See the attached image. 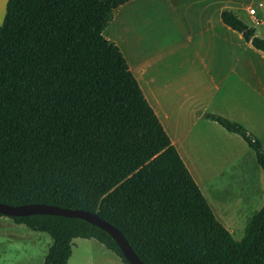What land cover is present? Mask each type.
Here are the masks:
<instances>
[{"label":"trees","instance_id":"16d2710c","mask_svg":"<svg viewBox=\"0 0 264 264\" xmlns=\"http://www.w3.org/2000/svg\"><path fill=\"white\" fill-rule=\"evenodd\" d=\"M130 0H6L0 22V201L95 212L146 264H264V203L234 239L216 218L146 100L118 45L103 35ZM222 22L264 53L233 11ZM239 135L264 171V146ZM0 216H3L0 214ZM52 243L42 264H67L73 240H115L80 218L10 217Z\"/></svg>","mask_w":264,"mask_h":264},{"label":"crops","instance_id":"0c3cea01","mask_svg":"<svg viewBox=\"0 0 264 264\" xmlns=\"http://www.w3.org/2000/svg\"><path fill=\"white\" fill-rule=\"evenodd\" d=\"M130 1L116 8L111 20L115 17L114 13L116 16L126 18V9L129 8ZM258 1V5L261 6V0ZM219 4L216 0H141L136 3L140 12L139 16L150 12L146 11L145 6L153 9L156 7L151 11L158 16L169 9L170 20L164 27V32L166 37H170L168 38L170 41L163 46L157 44L149 46L138 56L136 52L147 46L141 41V47L136 48L133 53L135 58L128 60L122 47L126 44H132L135 47L139 43L138 26L130 29L129 33L126 27L120 42L116 38H111L123 53L146 100L202 194L205 195L207 202V195L210 197L214 211L218 213L214 214L215 216L223 214L222 210L226 208L217 198L214 200L213 196L226 186L227 188L229 185L235 186V183L231 184L225 179L222 184L213 183L209 188L212 177L210 178L208 174L211 173L212 167L220 165L219 170L216 169L215 178L222 177L231 165L240 161L243 163V156L247 152L231 157L227 149L221 146L229 139H235L236 134L226 131L209 116L222 114V107L227 105L239 106L251 123V131L258 136L264 146V53L254 48L240 32L225 25L220 13L222 10H231L237 14L234 9L241 7L252 20V25H258V27L264 26V15L257 16V10L250 6L251 4L238 6L230 1L220 6ZM170 6L174 7V11L169 8ZM252 8L254 13L249 12ZM174 16L179 17L178 29H175L177 23L172 18ZM253 28L257 35V29ZM105 31L104 29L103 35ZM202 119L205 124H209L208 127L206 126L208 132L202 129L195 130L197 121ZM234 119L243 123L241 119ZM197 145L201 149H206L204 153L206 158L201 165L203 178L199 175L194 162L195 158L191 153ZM247 156L250 155L247 154ZM251 169L255 182L248 185L242 194L236 191V187L230 188L226 194L222 193V201H229L233 205L243 194L258 196L264 193V173L256 165ZM256 183L259 186H256ZM219 210L221 213L218 212ZM119 262L118 264H125L122 260Z\"/></svg>","mask_w":264,"mask_h":264},{"label":"rangeland","instance_id":"374dc122","mask_svg":"<svg viewBox=\"0 0 264 264\" xmlns=\"http://www.w3.org/2000/svg\"><path fill=\"white\" fill-rule=\"evenodd\" d=\"M140 1L141 0H133L129 2L130 4L128 5V7L130 9H126V18H121L120 15L116 16V13H114L115 17L109 22L108 26L105 28L106 31L104 32V35L106 37L108 36L109 39L113 37L120 42V40L123 39L124 31L126 29H128L127 32L129 33L130 29H135L136 26H138V36L140 37L139 43L135 47L132 46V44H126L122 47L124 55L128 58V60L135 58V54L133 53H135L136 48L141 47V41H143L144 45L147 46L144 47L141 51H138L139 49L137 50L138 52H136V54L138 56L143 53V51L147 50L149 46H153L154 44L163 46L166 45L168 41H170V39H168L170 37H166V34L164 32V27L170 20L169 16L171 14L169 9H166V13H161L160 16H158L155 12L153 13L151 11L156 9V7H154L153 9L150 6H145L146 11L150 12H148V14L145 12L144 16H139L138 14H140V12L139 8L136 6V3H139ZM216 1L220 3L219 6L229 1L233 5L235 4L238 6L251 4L250 6H253V8L257 10V16H260L262 14L264 15V0H261V6L258 5V0ZM5 4L6 0H0V22L2 21L5 12ZM169 8L174 11V7L170 6ZM234 10L235 12H237L236 15L244 23L249 26L255 27L257 29V35L264 39V26L258 27V25H252V20L241 7ZM172 18L177 23L175 29H178L179 17L174 16ZM141 27L142 29H140ZM128 36L129 35H127V37ZM221 112L222 114L215 115L223 116L229 120H234L235 122L240 123L258 138V136L253 131H251V123H249V119L245 117L242 108L237 105H232V107L227 105L225 107H222ZM234 118L241 119L243 123L235 120ZM206 126L208 127L209 124H205V122H203V119L199 120L197 121L195 130L202 129V131H207ZM234 137L235 139H229L224 143L223 146H221L219 143V146L227 149L231 157H235L236 155H243L244 151L247 152V154L250 156H247V154L244 155V159L242 160L243 163L240 161L238 163L236 162L234 165H231V167L226 169L222 177L217 176V178H215V173L217 174L220 165H217L218 167H212L211 173H209L208 175L210 176V178L212 177L209 182V188L213 185V183L222 184V181H225V179L226 182L229 181L231 184L233 182L235 183V186L229 185V188H227L228 186H226L225 188L221 189V191L216 192L213 197L214 200H216L217 198L220 201L221 205L226 208L224 211L222 210L223 214H220L218 216L216 215V217L218 218V220H220L223 226L230 231L233 238L239 240L244 234V229L248 220L262 207L264 203V193L262 195L258 194V196L243 194L242 197L239 198L238 201H235L233 205H231L229 201H222V193L226 194V192L230 190V188L235 187L236 191H239L241 194L244 193L246 187L252 182H255V176L252 177L251 168L256 165V167H258L260 171H262L263 173L264 171L260 168L259 164L256 161V158H253L255 157L253 151L248 148L246 143L241 142L243 141V139L237 134L234 135ZM205 151L206 149H201L199 145L191 150V153L194 156L193 158H195L194 162L196 164V168L198 169L199 175L202 178L203 166L201 165L202 163H204L206 158L204 154ZM256 186H259V184L256 183ZM201 188L203 189V184L201 185ZM207 197L212 211L214 212V214H218L214 211V206L210 201V197L208 195ZM218 212L221 213V210H219ZM51 243L52 239L47 233L32 231L22 224L14 223L10 217L0 216V264H42L48 247L51 245ZM74 243L75 245L73 246L72 255L68 259L67 264H118L120 263L119 261H121L113 252L105 249L104 246L95 239L76 238L74 240Z\"/></svg>","mask_w":264,"mask_h":264},{"label":"water","instance_id":"95a60500","mask_svg":"<svg viewBox=\"0 0 264 264\" xmlns=\"http://www.w3.org/2000/svg\"><path fill=\"white\" fill-rule=\"evenodd\" d=\"M0 214L6 217L44 214L83 219L106 231L115 240L124 259L129 264H146L133 250L123 233L111 223L100 218L99 215L95 212H90L83 209H71L58 205L39 202L11 205L0 201Z\"/></svg>","mask_w":264,"mask_h":264},{"label":"built area","instance_id":"2783aa9c","mask_svg":"<svg viewBox=\"0 0 264 264\" xmlns=\"http://www.w3.org/2000/svg\"><path fill=\"white\" fill-rule=\"evenodd\" d=\"M249 12L250 13H254V9L252 8V9H249Z\"/></svg>","mask_w":264,"mask_h":264}]
</instances>
